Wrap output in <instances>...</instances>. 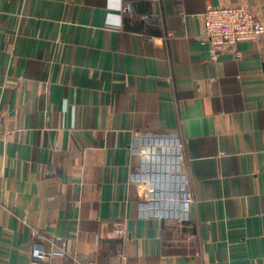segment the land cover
Masks as SVG:
<instances>
[{
	"label": "crops",
	"instance_id": "1",
	"mask_svg": "<svg viewBox=\"0 0 264 264\" xmlns=\"http://www.w3.org/2000/svg\"><path fill=\"white\" fill-rule=\"evenodd\" d=\"M209 5L264 23V0H0V264H264V36L212 60Z\"/></svg>",
	"mask_w": 264,
	"mask_h": 264
},
{
	"label": "built area",
	"instance_id": "2",
	"mask_svg": "<svg viewBox=\"0 0 264 264\" xmlns=\"http://www.w3.org/2000/svg\"><path fill=\"white\" fill-rule=\"evenodd\" d=\"M130 2L143 0H125ZM157 1V0H146ZM184 21L186 17H183ZM264 36V23L257 14L242 6L221 7L209 5L203 15V35L201 44L206 46L212 60L216 61L226 50H233L242 57L238 46L244 42H253ZM183 205L189 208L194 202L189 192L182 195ZM117 233L123 234L121 230ZM32 264H49L54 259H65L72 264H84L65 247L51 249L33 248Z\"/></svg>",
	"mask_w": 264,
	"mask_h": 264
}]
</instances>
